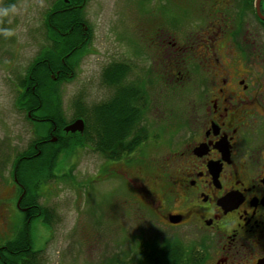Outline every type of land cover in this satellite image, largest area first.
<instances>
[{
  "label": "flooded vegetation",
  "instance_id": "obj_1",
  "mask_svg": "<svg viewBox=\"0 0 264 264\" xmlns=\"http://www.w3.org/2000/svg\"><path fill=\"white\" fill-rule=\"evenodd\" d=\"M91 1L0 0V6H17L12 23L0 27L27 21L30 8L39 11V20L32 26L33 36L40 39L35 57L52 36L56 39L65 33L62 12H74L76 18L72 17L65 38L88 43L93 28L85 11ZM13 39L14 35L0 34V58H7L6 65L16 54L10 47ZM140 41L137 53L149 56V65L143 68L135 62L124 81L103 83L101 103L106 108L119 104L121 91H134L136 111L141 104L143 113L138 112L145 117L138 126L144 123L158 151H151L146 165L127 163L125 158L105 159L107 174L127 180L136 191L135 202L165 229V240L181 248L182 264H264V0L258 8L257 0H202L197 23L182 30L156 24L151 35ZM194 41L201 44L198 83L174 132L170 116L174 86L184 85L189 78L186 63ZM61 62L63 67L52 70L53 80L60 72L67 79L74 74L71 63ZM122 63L119 58L109 59L104 69ZM27 66L22 76L16 73L15 77L6 67L2 85L12 94L10 106L29 123L38 118L21 109L26 106L20 97ZM52 129L57 130V125ZM13 159L9 171L14 185H9L14 193L25 188L15 181ZM130 164L133 174L124 166ZM20 196L15 206L22 213L38 205H21V199L17 205ZM9 199L0 197L2 223L8 219ZM10 233L0 237L1 258L2 247L13 237L8 238Z\"/></svg>",
  "mask_w": 264,
  "mask_h": 264
},
{
  "label": "rangeland",
  "instance_id": "obj_2",
  "mask_svg": "<svg viewBox=\"0 0 264 264\" xmlns=\"http://www.w3.org/2000/svg\"><path fill=\"white\" fill-rule=\"evenodd\" d=\"M201 2L92 0L85 11L93 28L92 40L72 63L74 74L58 87L66 121L75 114V100L80 99L86 105L101 103L104 98L102 71L107 60L119 58L130 65L140 61L138 63L145 68L150 59L143 52L137 53L140 38L147 39L156 24L182 30L197 23ZM39 15V11L30 8L27 21L19 20L13 26L14 42L10 47L16 54L9 58L7 65V58H0V197H10L8 219L3 223L0 220V237L10 231L8 238L12 237L21 224L23 214L15 206L18 189L13 193L9 185V182L14 185L9 168L16 152L24 150L33 138L32 125L10 106L12 94L2 83L7 76L6 67L12 68L13 77L16 73L22 76L36 54L40 39L33 36L32 26L38 22ZM192 44L195 48L191 49L186 63L189 78L184 80V85L174 86L170 107L174 132L186 114V101L193 94L192 88L198 83L201 44L195 41ZM151 151L157 152L158 149L150 141L126 162L146 165L145 160ZM59 161L54 170L57 178L49 179L40 188L37 204L49 207L53 218L48 225L39 219L35 221L36 264H135L141 245L165 240V229L135 202L136 191L125 178L115 173L107 174L110 170L99 153L89 148H77L70 156L61 155ZM133 164L124 165L130 168L126 167L130 174L134 173ZM63 174L70 177L61 178ZM23 190L22 196L26 193V189ZM157 192L163 198V193ZM0 239L1 242L3 239Z\"/></svg>",
  "mask_w": 264,
  "mask_h": 264
},
{
  "label": "trees",
  "instance_id": "obj_3",
  "mask_svg": "<svg viewBox=\"0 0 264 264\" xmlns=\"http://www.w3.org/2000/svg\"><path fill=\"white\" fill-rule=\"evenodd\" d=\"M72 17L76 18L74 14L62 12L61 24L62 31L65 33L62 37L58 36L60 41H57L58 37L55 39L56 35L51 37V41L47 42L45 48L28 64L30 66H27L24 74L25 82L21 83L23 90L20 99L26 100V108H22L19 102L17 104L22 110L27 109L32 116L38 118L29 121L32 125L33 138L28 147L17 151L13 159L12 172L16 181L23 184V188L26 189V193L20 198L21 205H27L30 202L37 204L42 185L51 178H57L54 170L61 162L59 161L61 155L67 157L77 148H89L105 159L130 160L129 156L136 155L143 145L151 141V134L143 125L144 123L141 124L142 127L138 126L142 118L139 112L143 113V106L140 104L139 112L136 111L137 102L134 101L136 97L133 90V92L121 91L123 97L119 104L114 102L107 108L102 103L86 105L80 99L75 100L74 116L68 121L64 118L61 110V93L56 86L67 78L60 72V75L53 80L51 73L52 70L63 67L61 60L71 64L76 61L87 45L85 41H72L68 37L65 38L66 34L68 35L66 31L71 26ZM129 67L130 64L122 63L119 66H112L108 71L106 68L103 69L102 84L124 81ZM27 84L30 87L26 90ZM78 117L83 119V132L64 131L63 126ZM55 124L57 130L52 129ZM52 136L57 137L55 141H51ZM61 176V178L70 177L69 174ZM21 192L22 188H19L17 197L22 194ZM28 210L34 216L27 217L28 212L22 213L23 217L18 230L2 247L3 257H0V264L37 263L34 258V254L37 253L34 249L37 224L35 221L39 219L40 222L48 225L53 214L46 205L32 206ZM135 264H182L181 248L167 240L162 243L154 241L141 245Z\"/></svg>",
  "mask_w": 264,
  "mask_h": 264
},
{
  "label": "clouds",
  "instance_id": "obj_4",
  "mask_svg": "<svg viewBox=\"0 0 264 264\" xmlns=\"http://www.w3.org/2000/svg\"><path fill=\"white\" fill-rule=\"evenodd\" d=\"M16 11L17 6L15 3L8 6H0V24L10 25ZM0 34H3L5 37H11L15 34V29L13 27H0Z\"/></svg>",
  "mask_w": 264,
  "mask_h": 264
},
{
  "label": "water",
  "instance_id": "obj_5",
  "mask_svg": "<svg viewBox=\"0 0 264 264\" xmlns=\"http://www.w3.org/2000/svg\"><path fill=\"white\" fill-rule=\"evenodd\" d=\"M260 0H257V8H258V3ZM69 76H72V74H69ZM84 130V122L82 118H77L75 120H73L71 123L67 124L64 126V131H70V132H83ZM56 137H52L51 141H55ZM16 177H15V181H16ZM21 197H19L20 199ZM19 201V200H18Z\"/></svg>",
  "mask_w": 264,
  "mask_h": 264
}]
</instances>
